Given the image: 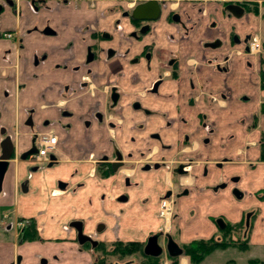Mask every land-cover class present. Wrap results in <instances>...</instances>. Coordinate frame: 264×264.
<instances>
[{"label": "crops", "instance_id": "obj_1", "mask_svg": "<svg viewBox=\"0 0 264 264\" xmlns=\"http://www.w3.org/2000/svg\"><path fill=\"white\" fill-rule=\"evenodd\" d=\"M16 1L27 19L30 16L27 0ZM53 2L50 17H63L70 26L101 17L100 9L74 7L73 3L55 7ZM175 2L174 6L179 4L181 8L182 19L186 21V15L190 14L195 23L185 38L174 28L159 32V44L178 51L179 95L162 105L172 119L170 127L166 128L165 121L160 119H144L151 125L146 135L154 130L160 133L158 140L147 136L145 139L156 151L154 159L163 156L180 162L193 160L189 174L176 176L175 185L165 168L143 171L135 166L122 169L117 175L96 173L95 160L107 151L108 135L105 129L95 126L83 131L73 120H63L72 126L67 138L59 131V151L55 153L58 163L47 167L45 161L20 159L19 155L32 139L31 129L24 124L23 111L41 106L48 84L62 75L59 71L46 74L43 68L33 72L25 69L18 77L24 85L17 91L13 71L0 70V127L16 139L17 145L16 155L9 161L3 177L5 194L0 195V206L14 203L18 216L33 218L49 251L57 250L71 264L92 262L91 251L80 248L75 240L73 222L82 225L85 235L104 243H145L159 231L170 235L175 223V242L182 245L217 237L219 231L223 234L227 224L245 223L246 212L257 209L264 234V161L260 148L264 133V19L260 0L248 4L253 9L247 7L240 17L224 11V0ZM200 6L204 7L202 13L198 10ZM4 17V25L11 26L9 17ZM169 33L176 36V43L167 40ZM65 36L67 43L72 41L74 33L67 31ZM253 36H259L263 44L257 54L247 50ZM218 40L219 45H210ZM218 63H222L220 68ZM31 73L33 80L26 81ZM5 76L9 81H4ZM70 78L66 75L63 81ZM3 90L8 91L7 97L2 96ZM190 96L196 98L192 107L187 103ZM212 96L219 101L211 99ZM176 102L180 107L177 113L173 109ZM199 113L205 117L200 118ZM50 117V113L41 110L35 122ZM118 140L123 145L124 139ZM161 144L168 147L162 149ZM34 165L37 167L33 168ZM126 177L129 182L125 184ZM23 183L27 186L25 192L19 189ZM183 188L188 193L177 197ZM169 190L174 200L170 231L167 219L158 215L160 198ZM233 191L238 192V197ZM255 228L253 224L254 231ZM3 239L0 231V250L4 247ZM34 243L37 253L39 245ZM179 264L189 261L182 257Z\"/></svg>", "mask_w": 264, "mask_h": 264}, {"label": "flooded vegetation", "instance_id": "obj_2", "mask_svg": "<svg viewBox=\"0 0 264 264\" xmlns=\"http://www.w3.org/2000/svg\"><path fill=\"white\" fill-rule=\"evenodd\" d=\"M150 1L107 0L106 4L105 0H54L55 7L73 3L74 7L84 6L93 11L100 9L101 17L94 21L70 26L63 17H50L51 0H27L30 14L27 19L16 0H0V70L13 71L16 90L24 85L18 81V77L25 69L33 72L43 68L48 72L46 74L59 71L62 75L61 79L48 84L43 93L46 98L41 106L23 111L24 124L31 129L32 139L29 147L19 155L20 159L44 161L36 157L37 152L22 156L32 147L38 151L40 135L53 134L56 136V147L49 151L45 162L47 167L58 163L55 153L59 151V131L67 138L72 126L63 120H73L79 123L83 131L95 126L105 129L108 135L107 151L95 160L96 173L100 175H117L122 169L135 166L143 171L165 168L170 182L175 185L176 176L189 174L193 160L180 162L163 156L154 159L156 151L145 139L147 136L150 140H158L160 133L154 130L146 135L151 125L146 124L144 119H160L165 121L166 128L170 127L172 119L162 105L179 95L178 51L161 46L159 32L161 29L174 28L175 32H180V37L185 38L194 29L195 23L191 21L190 14L186 15V21L182 19L179 4L174 6L176 0H156L159 15L153 19ZM198 1L204 3L208 0ZM251 2L253 0H224L223 9L229 12L227 6L235 4L245 11ZM140 4L144 5L138 14L140 18H134L133 10ZM198 10L202 13L204 7L200 6ZM4 15L12 21L11 26L4 25ZM67 31L73 32L74 36L72 41L66 43ZM167 40L170 43L178 41L172 33L168 34ZM219 44L220 40L210 45L214 47ZM221 65L218 63L217 67ZM33 75L26 76L25 80L32 81ZM66 75H70L72 80L63 81ZM4 81H9V77ZM2 96L7 97L8 91L3 90ZM211 99L219 101L215 96ZM187 103L188 106H194L196 98L190 96ZM179 108L176 102L173 108L176 113ZM41 110L50 113L51 117L36 123L35 118ZM199 117L204 118L205 114L199 113ZM6 137H10L13 143L9 164L16 155V139L8 135L4 127H0V142ZM118 139H124L123 145ZM161 147L164 149L168 145L161 144ZM5 173L6 170L0 181V195L5 194L2 191ZM128 182L129 178L126 177L125 184ZM19 189L25 192L26 183L20 184ZM187 193L188 189L183 188L176 196ZM172 196V190H169L163 197L170 199L173 204ZM77 225L72 223L75 240L80 248L93 249L99 243L104 244L88 235L96 245L90 241L79 242ZM80 228L83 233L81 224ZM0 231L5 241L0 250V264H50L44 253L49 246L39 234L34 219L18 216L14 203L0 206ZM156 234H159L158 243L161 244L162 238L161 245H166L167 235H163L162 231ZM34 242L39 245L37 253L34 251ZM91 264H99L98 256L92 259Z\"/></svg>", "mask_w": 264, "mask_h": 264}, {"label": "rangeland", "instance_id": "obj_3", "mask_svg": "<svg viewBox=\"0 0 264 264\" xmlns=\"http://www.w3.org/2000/svg\"><path fill=\"white\" fill-rule=\"evenodd\" d=\"M106 2H107V0H105V3ZM259 4H260V6H259L260 12L263 15V19H264V0H260ZM247 7L249 9H253L252 6L247 5ZM105 14H106V12L104 13V15ZM262 15H261V17H262ZM263 25H264V20H263ZM257 37L261 40V38L259 36H257ZM263 38H264V35H263ZM261 42H262V40H261ZM262 48H263V44H262ZM233 193H234V191H233ZM235 196L238 197L237 194H235ZM258 216H259V211L257 209H249L246 212L245 226L243 229H240L239 231L233 230L228 235L222 234L221 231H219V233L217 234L218 239H232L233 238V239H237L238 241H241V240L247 238L249 241V245H250L249 249L242 250V249L237 248V247H229L226 249H219V250L214 251L209 256H207L206 259L203 262H201L200 264H264V234L261 232V229L263 227L259 221L261 218ZM172 219H173V214L167 220L168 223L166 224V226L169 227L168 231L171 230L169 224L171 225ZM218 219H220V218H218ZM253 224L256 225L255 231L252 229ZM176 231H177V228H176V225L174 223V226H173L172 230L170 231L171 238L174 241H177L176 240ZM13 237L15 238V235H13ZM14 238L12 240H14ZM160 242H161V244H163L162 238H161ZM104 245H105V248L110 250V249H112L113 245H115V244L108 242V243H104ZM123 246L127 247V245L122 244V247ZM161 246L163 248V252L160 256H158V261L161 262L162 264H171L170 263L171 262L170 256L166 253L165 244L161 245ZM179 246L182 249L180 244H179ZM143 248H144V243H143ZM86 249L91 251L92 259L96 258L97 256L103 257L102 256L103 252L101 250L96 252L95 248H93V250H92V248H86ZM182 251H183V249H182ZM67 252H68V254H71L70 251L67 250ZM44 253L48 257L50 264H71V263H69L70 260L68 262V260L66 261L63 257H60L58 255L57 250L49 251V249H48ZM182 257H186L189 261V264H191L189 258L187 256H185V254H183V253H182V255L177 257L179 259L178 261H180L182 259ZM105 259H106L105 262H110L111 264H113V263H115V264H130V263L153 264L150 261L149 262L147 261L146 257H144V255H142L141 251H136V250H133V251L131 250L129 253L118 252L117 254H114L112 256H108V257L106 256ZM183 261H185V260H183ZM73 264H76V263L73 262Z\"/></svg>", "mask_w": 264, "mask_h": 264}, {"label": "trees", "instance_id": "obj_4", "mask_svg": "<svg viewBox=\"0 0 264 264\" xmlns=\"http://www.w3.org/2000/svg\"><path fill=\"white\" fill-rule=\"evenodd\" d=\"M257 11V9H255ZM262 86H264V73H262ZM262 111L264 113V104L262 106ZM260 148H261V160L264 161V133L262 134L261 140H260ZM107 174V173H106ZM245 226L244 222L237 223V224H227L226 228L223 230V234H230L233 230L239 231L240 229H243ZM237 239H218L217 237H211L209 239H197L193 240L190 243L182 244L181 247L183 249V254L187 256L190 260L191 264H200L203 262L207 256L212 254L214 251L219 249H226L229 247H237L242 250L249 249V241L248 239H243L241 241H236ZM112 249L105 248V245L103 243H99L95 250L99 251L101 250L103 252V257H98V263L99 264H111L110 262H105V257L112 256L114 254H117L118 252H125L129 253L131 250L141 251L142 255L146 257L147 261L153 263V264H162L158 261V257H152L148 256L143 252V243L137 242V241H130V242H115L113 243ZM122 244L127 245V247L123 246ZM130 247V248H129ZM129 248V249H128ZM123 254V253H122ZM179 259L177 257L170 256V263L171 264H179ZM115 264V263H113ZM134 264V263H130Z\"/></svg>", "mask_w": 264, "mask_h": 264}, {"label": "water", "instance_id": "obj_5", "mask_svg": "<svg viewBox=\"0 0 264 264\" xmlns=\"http://www.w3.org/2000/svg\"><path fill=\"white\" fill-rule=\"evenodd\" d=\"M149 3L151 4V7H150V11L152 12L151 18L154 19V18L158 17V15H159L158 2L156 0H151ZM143 7H144V5H142V4L137 5L135 7V9L133 10V17L134 18H140V15H138V14L140 13L141 9H143ZM226 9L230 13H232L233 15H235L237 17L242 16L244 13V8H242L239 5H235V4L228 5ZM247 50H249V46L247 47ZM0 148H1V153H0V181H1V178H2V176L6 170L8 160L11 158L12 152H13V143H12L10 137H6L3 141L0 142ZM36 152H37L36 149L34 147H32L27 152H25L22 157H26L27 155H29L31 153H36ZM116 169L117 168L115 167L114 170H116ZM179 172L181 173V171H179ZM235 193L237 194L238 192L235 191ZM75 224L79 225V227H78V240H79V242L90 241L93 245H96L95 241H93L90 237L84 235L81 232L80 223L75 222ZM158 237H159V234H154V235H151L150 237H148L147 242L143 248V251L146 255L158 257L162 254L163 248L158 243ZM166 237H167V241H166L165 249H166L168 255L172 256V257H178V256L182 255L183 251L179 247V245L171 238L170 235H167Z\"/></svg>", "mask_w": 264, "mask_h": 264}, {"label": "built area", "instance_id": "obj_6", "mask_svg": "<svg viewBox=\"0 0 264 264\" xmlns=\"http://www.w3.org/2000/svg\"><path fill=\"white\" fill-rule=\"evenodd\" d=\"M262 50V42L257 36H253L249 41V52L253 54L260 53ZM39 149L36 153L38 159L46 161L49 151L56 147V136L53 134H42L38 138ZM172 201L168 198H161L159 201L158 215L164 219H169L172 216Z\"/></svg>", "mask_w": 264, "mask_h": 264}]
</instances>
